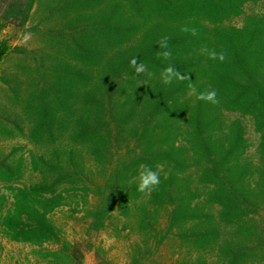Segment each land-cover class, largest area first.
I'll use <instances>...</instances> for the list:
<instances>
[{
	"label": "trees",
	"instance_id": "16d2710c",
	"mask_svg": "<svg viewBox=\"0 0 264 264\" xmlns=\"http://www.w3.org/2000/svg\"><path fill=\"white\" fill-rule=\"evenodd\" d=\"M261 3L11 0L1 27L38 18L41 45L0 44V141L34 147L38 180L19 185L20 148L0 156L1 238L74 264L51 220L69 206L95 232L126 219L140 238L130 264H159L172 240L178 264H264V15L245 12ZM168 67L180 75L165 84ZM213 90L215 103L198 99ZM145 167L159 184L138 191Z\"/></svg>",
	"mask_w": 264,
	"mask_h": 264
},
{
	"label": "rangeland",
	"instance_id": "374dc122",
	"mask_svg": "<svg viewBox=\"0 0 264 264\" xmlns=\"http://www.w3.org/2000/svg\"><path fill=\"white\" fill-rule=\"evenodd\" d=\"M11 0H0V16ZM246 14L264 15V3L245 7ZM38 18L30 21L24 28L15 24L1 27L0 44L6 45L9 49L23 47L29 50L38 48L41 44L38 31L34 27ZM237 26L242 25L239 18L233 22ZM46 26L41 28L45 29ZM1 64V62H0ZM10 63H8L9 65ZM231 115L230 118H236ZM246 130V138L249 142L247 157L255 161L256 148L259 136L255 133L253 123L249 118H243ZM15 148L21 151L15 157H23L25 171L19 185H29L38 180L37 174H31L28 169L29 151L34 149L32 145L23 140L0 141V156L9 154ZM2 194L9 196V192L0 185V197ZM94 204L95 200H91ZM12 199L4 203L3 211L11 206ZM264 219V212H262ZM51 220L58 227L63 241L72 244L71 254L74 264H130V253L140 238L126 226L127 221L119 217L115 212L109 221V226L101 232L92 231L89 228V221L83 219L82 213L72 214L70 207H65L51 215ZM53 248V246H49ZM33 249L22 244L11 243L0 236V264H47L46 261L32 253ZM185 257V253L178 249L177 243L173 240L163 245L155 259L159 264H178Z\"/></svg>",
	"mask_w": 264,
	"mask_h": 264
},
{
	"label": "clouds",
	"instance_id": "9594fccd",
	"mask_svg": "<svg viewBox=\"0 0 264 264\" xmlns=\"http://www.w3.org/2000/svg\"><path fill=\"white\" fill-rule=\"evenodd\" d=\"M167 55V53H165ZM214 58L215 54H212ZM224 56L221 53L218 57V59L223 60ZM131 65L135 66V72L140 73L144 71V65L143 64H137L136 59L133 58L129 62ZM179 73H176L172 67H168L165 69L164 72V83L168 84L171 83L173 77H179ZM216 92L213 91H208L207 93H201L198 96V99H202L205 101H210L212 103L216 102ZM159 184V177L156 172L152 171L150 168H143L139 173H138V185H137V190L138 191H145L146 189L150 190L152 187L156 186Z\"/></svg>",
	"mask_w": 264,
	"mask_h": 264
}]
</instances>
